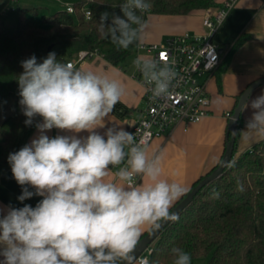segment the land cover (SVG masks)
Masks as SVG:
<instances>
[{
    "label": "clouds",
    "instance_id": "1",
    "mask_svg": "<svg viewBox=\"0 0 264 264\" xmlns=\"http://www.w3.org/2000/svg\"><path fill=\"white\" fill-rule=\"evenodd\" d=\"M118 7L122 15L101 14L98 32L127 50L146 27L138 13L151 3L123 0ZM134 63L153 97L170 95L176 73L169 63L142 57ZM20 65L19 104L25 126H34L36 134L7 160L22 188L17 199H41L35 207L0 206V264H136L144 231L178 221L173 206L187 189L161 179V157L150 158L133 133L106 123L124 95L120 82L61 62L54 51L42 60L33 54ZM241 106L252 110L241 132L264 138V92ZM53 129L59 132L50 136ZM126 157L107 179L110 166ZM137 178L148 182L136 184ZM170 251L172 264H191L182 248Z\"/></svg>",
    "mask_w": 264,
    "mask_h": 264
},
{
    "label": "trees",
    "instance_id": "2",
    "mask_svg": "<svg viewBox=\"0 0 264 264\" xmlns=\"http://www.w3.org/2000/svg\"><path fill=\"white\" fill-rule=\"evenodd\" d=\"M149 2L151 8L138 13L144 23L149 14L187 15L217 6V0ZM121 3L123 0H80L73 4V13L61 9L42 17L38 7L17 4L20 13L16 25L8 26L0 20V104L13 97L12 112L0 121V178L11 170L7 160L9 153L28 143L35 130L34 126H25L26 117L19 104L16 79L23 71L20 62L33 54L42 60L51 51L56 53L59 61L68 62L82 50L93 52L113 65L127 62L135 57L138 42L127 50L118 49L98 32L101 14L122 15L118 7ZM86 8L91 11L89 18L85 15ZM247 38L246 33H241L232 48L239 47ZM113 111L119 115L125 113L119 103ZM242 124L241 114L234 157ZM228 138L229 135L226 142ZM216 166L201 175L192 187ZM239 185H242V191ZM152 246L149 264H172L170 250L173 247L188 252L191 264H198L197 260L204 257L207 259L201 264H264V139L241 152L219 177L203 186L179 213L178 221L171 222Z\"/></svg>",
    "mask_w": 264,
    "mask_h": 264
},
{
    "label": "crops",
    "instance_id": "3",
    "mask_svg": "<svg viewBox=\"0 0 264 264\" xmlns=\"http://www.w3.org/2000/svg\"><path fill=\"white\" fill-rule=\"evenodd\" d=\"M225 1L217 0L216 7H223ZM19 3L21 0H15V4ZM204 15L205 11L201 10L187 15L149 14L145 23L146 27L141 32L138 42H161L169 36L185 32L202 34L205 31L202 22ZM241 33L248 35L247 40L239 47L232 48ZM215 42L221 50V60L206 80L210 96L209 114L201 121L190 124L186 131L183 130V126H177L167 135L154 138L147 146L150 158L154 155L161 157V179L177 182L185 187L187 192L201 175L221 160L226 145L229 120L227 114H232L240 94L252 82L264 77V0H236L216 34ZM136 59L135 55L121 65H113L103 57L94 54L75 66L78 69L107 75L122 84L125 92L118 103L125 109V113L119 115L113 111L106 123L124 127L125 130L134 125L144 109L143 87L133 75L136 69L134 63ZM262 92H264V84L253 90L249 99ZM251 113L250 108L242 110L243 124L237 140L235 157L264 139L256 133L245 136L241 132L245 129L246 121ZM58 132L59 130L53 129L48 134L55 136ZM35 134L36 129L28 142ZM113 178L114 173L110 169L107 179ZM141 181L148 182L146 178H139L137 184ZM21 192L22 188L14 180L11 170L1 176L0 206L23 207L24 204H29L35 207L41 199V197L33 196L21 203L17 199ZM0 259L3 258L0 257ZM136 264L139 262L136 261Z\"/></svg>",
    "mask_w": 264,
    "mask_h": 264
},
{
    "label": "built area",
    "instance_id": "4",
    "mask_svg": "<svg viewBox=\"0 0 264 264\" xmlns=\"http://www.w3.org/2000/svg\"><path fill=\"white\" fill-rule=\"evenodd\" d=\"M64 5V9L73 13L74 5L55 0ZM12 3L15 0H11ZM236 0H226L223 7L208 8L203 17L205 31L202 34L185 32L169 36L161 42H138L136 46L137 58H152L167 62L176 73L172 82L170 95L153 97L149 85L144 82L143 76L136 68L134 77L143 87L144 109L134 125L126 130L133 133L136 143L144 146L160 136L167 135L173 128L183 126L186 131L192 123L201 121L210 112V96L206 80L208 75L218 66L221 55L215 42V36L227 17ZM87 18L91 16L89 8L85 9ZM93 52L82 50L68 61L76 66L85 58L93 56ZM227 116L230 118L231 113ZM128 149L126 148L125 151ZM110 166L113 173L126 164ZM139 178L135 179L137 184ZM153 251L150 245L138 257L137 261L147 260Z\"/></svg>",
    "mask_w": 264,
    "mask_h": 264
},
{
    "label": "water",
    "instance_id": "5",
    "mask_svg": "<svg viewBox=\"0 0 264 264\" xmlns=\"http://www.w3.org/2000/svg\"><path fill=\"white\" fill-rule=\"evenodd\" d=\"M263 84H264V77L255 80L249 86H247V88L243 91V93L239 97L237 104L233 109V112L228 120L229 132L227 133V135H229V138L226 142L225 150L221 160L219 161L218 165L212 170V172H210L208 175L203 177L195 186H193L186 193V195L175 206H173L174 210L178 212V214L191 203L195 195L201 190L203 186H205L210 181L219 177L223 173L225 168L228 167L232 162V160L235 158L234 146L238 132V121L243 110L241 104L243 103L244 100L249 98L253 90H255L257 87ZM170 223L171 222L164 223L159 230L153 232L148 231L144 236H142V238H140V241L135 249V256L137 257V259L145 251L147 247L152 245L157 240L161 232Z\"/></svg>",
    "mask_w": 264,
    "mask_h": 264
},
{
    "label": "rangeland",
    "instance_id": "6",
    "mask_svg": "<svg viewBox=\"0 0 264 264\" xmlns=\"http://www.w3.org/2000/svg\"><path fill=\"white\" fill-rule=\"evenodd\" d=\"M80 0H63L64 3L74 4ZM11 4V5H9ZM22 7H38L40 9V17L48 16L49 14L64 9V5L55 0H21L19 3ZM20 11L17 9V4L14 5L9 0H3L0 3V20H3L6 25H16L19 20ZM137 56V53L135 54ZM13 109V97L8 98L6 101L0 104V121L6 116L10 115ZM206 257L199 258L198 264L204 263Z\"/></svg>",
    "mask_w": 264,
    "mask_h": 264
}]
</instances>
